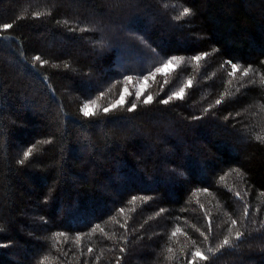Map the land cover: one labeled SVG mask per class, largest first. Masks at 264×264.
<instances>
[{
    "label": "trees",
    "instance_id": "trees-1",
    "mask_svg": "<svg viewBox=\"0 0 264 264\" xmlns=\"http://www.w3.org/2000/svg\"><path fill=\"white\" fill-rule=\"evenodd\" d=\"M0 36V264H264V0H0Z\"/></svg>",
    "mask_w": 264,
    "mask_h": 264
},
{
    "label": "snow or ice",
    "instance_id": "snow-or-ice-1",
    "mask_svg": "<svg viewBox=\"0 0 264 264\" xmlns=\"http://www.w3.org/2000/svg\"><path fill=\"white\" fill-rule=\"evenodd\" d=\"M192 14L193 13H192V10L190 8L184 7L183 10L179 13V15L175 17V19L180 20V19H183L185 17L191 16ZM40 16H41L40 13H36V18H40ZM58 23H59V21H58ZM63 23L68 24L69 21H64ZM12 27H13V24L12 23H4L2 25L3 30H8V29H11ZM70 30H73L74 31L75 29H70ZM82 30H86V29H82ZM3 38L4 37L0 36V39H3ZM207 55H208L207 53L203 54V58H207ZM40 59H41L40 56H35L34 57V60L35 61H40ZM193 59L195 61L199 62L202 59V56L201 55H196V56L193 57ZM175 62H182V58L173 57L171 59H168L162 65V67L157 68L156 71L157 72H163L165 69L170 68ZM44 63H47V62L44 61ZM226 63L227 64H230V67H231V71L228 73L229 76L235 77L236 73L239 72V71H241V67H240V63L239 62L226 61ZM262 63H264V61H262ZM251 71H252L251 66H249L247 69H244L243 70V75L245 77H247ZM144 79L147 80V77H144ZM125 80H127L129 83H131L132 77L131 76H127V77H125ZM262 81H264V77H262ZM167 83H168L167 80H165L163 82V84H167ZM252 83H255V81H253ZM191 86H192V81L191 80H188L187 81V84L184 85V86L179 87L178 90L170 89L169 90V95L166 98L162 99L160 101V103L166 105V104H168L173 99H175V100H183L184 97H185V94H186L185 93V88L186 87L190 88ZM161 91H163V85L161 86ZM125 93H128L127 87H125L123 89V92L119 95V98L117 100L110 102L107 106H104L102 108V112L104 114H107L110 111L115 110L118 107H121L122 108L124 106V104H125V95H124ZM141 94L142 93L140 91H137L136 92L135 100H133L131 102V104H129L128 107H127V111L128 112H133V111L136 110V108H137V102L140 101ZM100 95L103 96V93H101ZM153 99L154 98H153L152 95H148L143 100V104L144 105L151 104L153 102ZM215 103L217 105H219L220 103H222V100L221 99H217ZM95 105H96V101L93 98H89L87 101H85L83 103V106L81 108V112H82V114H83V116L85 118H89L90 119V118L94 117L97 114L95 111H93V107ZM208 110H210V109H205V111H208ZM199 118L200 117H194V119H199ZM30 155H31V149H29V150H27V151H25L23 153V156H24L25 159L28 158V157H30ZM23 162H24V160L21 159L20 160V163H23ZM237 197H239V193H237ZM144 199H148V198H144ZM121 211H123V209ZM247 214L248 213H247V206H246L245 207V216H247ZM231 223H232L233 226H235L237 224V221L235 219H233L231 221ZM209 230H211V223H209ZM61 235H63V234L61 233ZM171 235L172 236H175L176 235V232L175 231L172 232ZM201 235L204 236V233L201 232ZM243 235L244 234L242 232L237 231L236 234H235V239L237 241H240ZM205 240H207V236H205ZM226 246L229 247V248L235 247V245H232L230 243V240L228 238H225L223 240V242L218 245V248L222 249V248H224ZM89 251H91V249H89ZM121 251H124V249H121ZM169 251H171V249H169ZM215 251H216V249H214L213 247H209L208 248V253H210V254H213L214 255L215 254ZM191 256H192L193 259H195L196 257H199L201 260H205V261H207L210 258L208 255H205L199 249H197L195 252H193L191 254Z\"/></svg>",
    "mask_w": 264,
    "mask_h": 264
},
{
    "label": "rangeland",
    "instance_id": "rangeland-1",
    "mask_svg": "<svg viewBox=\"0 0 264 264\" xmlns=\"http://www.w3.org/2000/svg\"><path fill=\"white\" fill-rule=\"evenodd\" d=\"M178 64V62H175L170 68L168 69H165L163 72H157L156 70L148 75H145V76H136V77H132V81L131 83H129L127 80L125 81V84H124V88L127 87L128 89V93H125V102L127 101L128 97L131 96V95H134L136 96V92L137 91H140L142 94L140 97L142 98H146L149 94L147 93V88H148V85H149V82L156 76V75H159V74H165V73H168L170 72L171 70H173L176 65ZM162 67V66H161ZM144 77H147V80L144 79ZM123 88V89H124ZM123 89H122V92H123ZM130 93V94H129ZM148 94V95H147ZM97 105H95L93 107V111L95 110V108Z\"/></svg>",
    "mask_w": 264,
    "mask_h": 264
}]
</instances>
